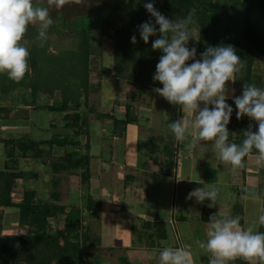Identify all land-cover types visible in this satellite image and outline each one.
<instances>
[{
    "label": "crops",
    "instance_id": "obj_1",
    "mask_svg": "<svg viewBox=\"0 0 264 264\" xmlns=\"http://www.w3.org/2000/svg\"><path fill=\"white\" fill-rule=\"evenodd\" d=\"M197 39L199 42V36ZM149 74L146 69L145 75ZM108 76L111 75L100 78V90L91 96L89 103V191L100 201L101 208L97 217L87 211L83 214L82 223L90 234L83 250L85 264H157L158 252L165 246L189 250L191 264H208L209 254L198 247L197 241L207 238L209 216L215 212L238 217L242 227L251 225L255 231L264 232V225L258 222L259 215L264 213V174L256 164V154L247 155L244 169H232L213 156L210 141H201L196 148L177 142L167 123L184 115L178 105L161 97L153 90L155 87L141 90L135 82L115 76L105 82ZM226 84L230 95L240 94L234 81ZM133 95L136 97L131 100ZM17 97L21 98V94ZM129 103L134 120L125 130L107 117L96 116V112H102L123 119ZM228 103L233 105L235 114L233 101L228 99ZM17 108L26 111L1 118L0 137L43 140L74 134L72 128L64 126L63 112L21 101L13 112ZM53 150L59 148L55 146ZM6 163L26 172L15 181L14 202H20L26 190H33L36 200L50 198L53 173L48 159L20 156L17 162L9 161L0 142V169ZM58 177L59 202L80 207L83 204L80 170L64 171ZM203 185L217 189L215 207L209 208L207 199L203 203H197L195 198L185 199L189 190ZM64 218L58 215L52 221L62 226ZM145 221L161 222L164 227H149ZM5 227L10 232L5 233ZM28 232L19 222V210L4 208L2 234ZM236 259L234 264H261L257 259L233 260Z\"/></svg>",
    "mask_w": 264,
    "mask_h": 264
},
{
    "label": "trees",
    "instance_id": "obj_2",
    "mask_svg": "<svg viewBox=\"0 0 264 264\" xmlns=\"http://www.w3.org/2000/svg\"><path fill=\"white\" fill-rule=\"evenodd\" d=\"M115 1L111 5L99 6L93 14L80 15L71 21L54 18L48 29L50 39L42 46L35 41L37 26L29 25L25 38L29 42L30 72L18 82L0 74V122L1 118L13 114L15 106L12 104L21 101L49 111L63 112L64 126L74 131L72 135H55L43 140L27 136L0 137L9 161L17 162L20 156L48 159L53 173V190L49 199L36 200L35 192L26 190L22 200L16 203L12 199L14 184L26 172L8 163L0 169V264H85L83 250L90 234L82 223L83 214L87 211L97 217L101 208L100 201L93 198L89 191L91 155L87 122L91 96L100 90L99 80L103 75L135 82L141 90L162 87L160 82L152 79L155 64L162 54L159 49L151 48V42L156 37L150 36L146 44L137 30V25L149 18L150 14L143 7L147 0ZM152 2L169 19L191 15L199 42L189 43V47H196L197 58L210 45L230 44L244 61L240 71L234 74L236 87L241 90L242 85L248 82L264 88V76L260 70V61L264 62V0ZM132 35H136L135 43L130 41ZM103 38L113 40L110 67H106L108 64L104 62ZM146 69L150 71L148 76L145 75ZM17 94H21V98H16ZM135 97L133 95L131 100ZM126 107L123 119L102 112H96V116L98 119L107 117L114 125L120 124L125 130L126 125L134 120L132 104ZM249 124L255 131L254 121L247 116L237 119L232 114L227 125L229 142L239 144ZM55 146L59 151L53 150ZM250 153L256 154L255 149ZM247 155L243 158L241 169L245 168ZM78 169L83 205L68 207L59 202L58 175ZM261 172L264 174V168ZM6 207L19 210V222L28 229L27 234H2ZM58 215L65 216L62 226L52 221ZM144 224L164 227L157 221H145ZM235 261L238 260H231L230 264Z\"/></svg>",
    "mask_w": 264,
    "mask_h": 264
},
{
    "label": "clouds",
    "instance_id": "obj_3",
    "mask_svg": "<svg viewBox=\"0 0 264 264\" xmlns=\"http://www.w3.org/2000/svg\"><path fill=\"white\" fill-rule=\"evenodd\" d=\"M86 3L87 0H0V74L18 82L30 72L29 42L25 38L29 25L37 26L35 41L42 46L50 39L53 10L59 12L65 5ZM143 7L150 15L137 25L139 36L146 44L150 36L156 37L151 48L162 53L152 75L162 87L153 90L170 104L178 105L184 114L167 123L174 139L189 148L210 141L213 156L232 169L242 167L243 158L255 149L256 164L264 168V88L246 82L239 95L229 94L226 82L236 80L234 74L244 63L233 46L210 45L197 58L196 47H189L190 38L197 39L191 15L169 19L154 7L152 0H147ZM136 39V35L130 37L132 43ZM228 99L233 101L237 119L247 116L256 125L253 131L249 124L239 144L228 139L227 125L233 113ZM217 197L214 186L203 185L189 190L185 199L195 198L197 203L207 199V206L212 208ZM209 217L207 238L197 241L198 247L209 254L208 264H229L237 257L250 262L257 259L264 264V232L255 231L251 225L242 227L238 217L219 212ZM258 222L264 225V213L259 215ZM190 257L185 248L165 246L156 259L157 264H191Z\"/></svg>",
    "mask_w": 264,
    "mask_h": 264
},
{
    "label": "rangeland",
    "instance_id": "obj_4",
    "mask_svg": "<svg viewBox=\"0 0 264 264\" xmlns=\"http://www.w3.org/2000/svg\"><path fill=\"white\" fill-rule=\"evenodd\" d=\"M114 2H116V1L115 0H87V3L83 4V5H75V4H73V5H65V6H63V8L61 10H59V12H57L56 10H53L51 12V15L53 16V19L62 17L66 21H71V20L77 18L80 15L93 14L95 11L98 10L99 6L101 8V6H103V5H106V4L111 5ZM193 27H195L197 29L196 25H193ZM197 36H198V34H197V32H195V37L197 38ZM189 42L196 44V43H198V39H191L190 38ZM103 46L105 48L104 62L106 64L112 63V60H113V48H114L113 40H111L109 38H103ZM260 70H261V74L264 76V62L263 61H260ZM109 78H112V76H108L105 79V82ZM236 89H239V88L236 87ZM239 92H240V89H239ZM19 102L20 101H17L15 104H12V103L11 104L15 105V107H16V105L18 106ZM18 109L19 110H16L13 113H17V112L22 113L23 112V111H20V110H22L21 108H18ZM45 114H46V111H45ZM54 114L56 115L57 113H54ZM47 115H49V114L47 113ZM13 222H11L10 224H12ZM5 228H7V227H5ZM4 231H5V233L10 232V230L8 228H7V230L4 229Z\"/></svg>",
    "mask_w": 264,
    "mask_h": 264
}]
</instances>
